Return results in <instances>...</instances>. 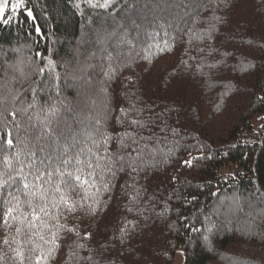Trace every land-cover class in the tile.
<instances>
[{
  "label": "trees",
  "instance_id": "16d2710c",
  "mask_svg": "<svg viewBox=\"0 0 264 264\" xmlns=\"http://www.w3.org/2000/svg\"><path fill=\"white\" fill-rule=\"evenodd\" d=\"M26 3L41 35L24 16L0 24V93L10 88L19 95L17 107L33 105L16 118L21 136L46 118L62 142L74 136L84 147L91 146L88 134L106 114L107 130L123 132L116 122L121 107L145 108L142 116L155 120L154 134L143 132L153 140L135 186L120 174L106 210L95 217L61 216L74 231L60 232L61 247L42 264H84L68 259L70 249L84 243L77 251L87 256L99 248L102 233L104 239L118 238L121 227L130 238L107 254L113 264H174L179 250L184 264H264V0H230L226 11L217 12L226 23L216 24L214 38L203 41L188 30L207 36L216 22L201 8L193 23L196 0H111L107 8L92 6L104 0ZM49 59L53 66L39 75L36 70ZM173 72L177 76L170 79ZM165 104L178 105L181 115L165 112L156 119L147 110L159 113ZM109 147L116 151L115 140ZM197 149L212 158L184 166L181 161L201 155ZM98 187L95 198L107 201L108 193ZM88 232L94 236L84 240ZM4 234L0 228V238ZM0 255L3 264H19L2 243Z\"/></svg>",
  "mask_w": 264,
  "mask_h": 264
},
{
  "label": "snow or ice",
  "instance_id": "6c2138e0",
  "mask_svg": "<svg viewBox=\"0 0 264 264\" xmlns=\"http://www.w3.org/2000/svg\"><path fill=\"white\" fill-rule=\"evenodd\" d=\"M88 2L91 4V0ZM110 2L111 0H104V3L92 6L107 8ZM192 7L195 12L194 24L199 22L196 17L200 15L201 8L210 10L211 18L216 23L210 26L207 36L198 35L192 29L188 32L198 40H212L214 38L212 33L219 31L216 24L226 23L224 16L217 15V12L221 9L226 11L230 7V0H196ZM21 16L32 20L35 32L41 35V29L35 24V16L27 7L26 0H0V24L7 26L14 21L19 22ZM125 42L131 44V41ZM164 43L167 44V41ZM150 50L149 45L146 51ZM160 50L172 51L170 48ZM37 55L40 54L37 53ZM144 58L147 59V56ZM181 63L187 65L186 61ZM52 66L53 61L49 59L45 67H40L36 71L42 76L46 68ZM209 67L214 68L215 65H209ZM249 67L254 68L255 65L252 64ZM176 76L177 74L173 72L170 79H175ZM132 83L135 85L138 81H132ZM18 100V93L13 94L10 88L7 89L6 94L0 93V228L5 229L0 243L15 253L12 259L18 260L19 264H25V260L32 261V264H42L52 258L54 250L61 247L58 243L60 232L74 231L73 228H66L65 224L60 222L61 216L65 213L71 216L80 213L82 216L95 217L100 211L106 210L108 202L113 199L114 181L120 174L131 177L135 186L136 176L145 170V153L150 151L149 144L153 140V135L145 136L143 132L148 130L154 134L152 126L155 120L152 116L147 119L142 116L145 108H137L135 105L132 109L121 107L118 110L116 122L124 129L122 133L113 135L107 130L106 114L105 120H96L94 132L88 134L91 146L80 147L79 141L74 136L71 138V143L68 142L67 137L62 142L61 136L53 131L50 121L46 118L40 121L39 127L30 124L29 127L24 128L25 135L21 136L22 127L16 118L18 114H27L33 105L25 108L17 107ZM175 104L176 102L173 101L172 105ZM172 105L165 104L159 113H155L152 108L147 110L152 112L156 119L165 112L169 116L174 112L177 116L181 115L177 111L179 106ZM48 111L51 112L52 109ZM125 119L128 120V127L124 126ZM172 131L176 133L175 129ZM31 133L35 135H30ZM49 138L52 139V143L47 142ZM113 140L117 144L114 152L109 147ZM76 148L79 150L73 152ZM197 150L201 151L200 156L183 160L181 163L186 167H193L196 160L212 158L204 155L202 149ZM171 151L165 154L161 163L168 159ZM156 152V149L151 150L154 162ZM98 184H102L104 191L108 193L107 201L95 198L96 193L100 191ZM89 189H95L91 196L88 195ZM139 195L140 193L137 192L133 200L135 201ZM127 210L132 211L131 208ZM65 219H67L66 216ZM193 231L200 230L193 229ZM205 231L211 232L212 229L206 228ZM119 233L118 238L113 237L110 240L104 239L106 234L102 233L101 240L98 241L99 248L89 249V255L83 257L79 256L77 250L84 249L85 244L77 243L75 248L70 249L68 259L82 260L84 264H105V260H108L109 264H113L107 254L115 249L117 243L124 244L125 239L130 238V233L124 227L120 228ZM76 234L79 235L78 232ZM48 235L50 239L47 238ZM93 236L94 233L88 232L84 234L83 239L91 240ZM203 239L206 243L210 242L207 235ZM13 244L16 245L15 248L12 247ZM29 245L31 247H28L26 252L25 248ZM45 245H52V247L45 248ZM117 255L123 257V253H117ZM3 260L4 256L0 255V264H3Z\"/></svg>",
  "mask_w": 264,
  "mask_h": 264
},
{
  "label": "rangeland",
  "instance_id": "374dc122",
  "mask_svg": "<svg viewBox=\"0 0 264 264\" xmlns=\"http://www.w3.org/2000/svg\"><path fill=\"white\" fill-rule=\"evenodd\" d=\"M174 264H184V255L181 250L177 252L176 260Z\"/></svg>",
  "mask_w": 264,
  "mask_h": 264
}]
</instances>
